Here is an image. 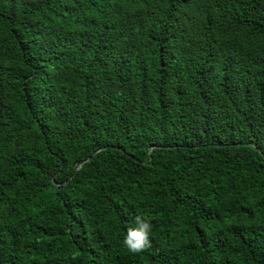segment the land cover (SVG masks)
<instances>
[{"label": "trees", "instance_id": "16d2710c", "mask_svg": "<svg viewBox=\"0 0 264 264\" xmlns=\"http://www.w3.org/2000/svg\"><path fill=\"white\" fill-rule=\"evenodd\" d=\"M0 264H264V0H0Z\"/></svg>", "mask_w": 264, "mask_h": 264}, {"label": "clouds", "instance_id": "9594fccd", "mask_svg": "<svg viewBox=\"0 0 264 264\" xmlns=\"http://www.w3.org/2000/svg\"><path fill=\"white\" fill-rule=\"evenodd\" d=\"M135 227H129L123 239V245L130 253H140L151 247L150 234L152 224L149 219L142 215L134 217Z\"/></svg>", "mask_w": 264, "mask_h": 264}, {"label": "water", "instance_id": "95a60500", "mask_svg": "<svg viewBox=\"0 0 264 264\" xmlns=\"http://www.w3.org/2000/svg\"><path fill=\"white\" fill-rule=\"evenodd\" d=\"M252 145L256 147V145L254 143H252ZM257 149L259 150V148H257Z\"/></svg>", "mask_w": 264, "mask_h": 264}]
</instances>
